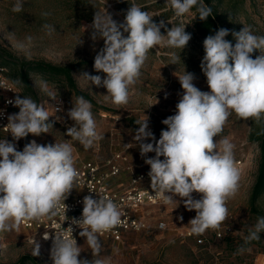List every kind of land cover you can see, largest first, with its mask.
<instances>
[{
    "label": "clouds",
    "instance_id": "9594fccd",
    "mask_svg": "<svg viewBox=\"0 0 264 264\" xmlns=\"http://www.w3.org/2000/svg\"><path fill=\"white\" fill-rule=\"evenodd\" d=\"M166 3L176 16L185 15L194 7L201 20L212 15V9L203 0H166ZM12 11H23L22 0H17ZM91 27L92 39L99 37L104 41V47L95 56L94 68L105 73L106 78L88 73L81 76L91 85L106 88L105 101L118 107L129 103L130 90L139 79L150 50L160 45L183 50L191 39L185 26H172L163 35L164 21L155 23L153 16L136 4L130 6L124 22L119 24L106 9L103 13L96 11ZM44 28L49 36L55 32L52 25L45 24ZM228 35V29L220 28L203 42L205 55L200 67L210 91L198 89L192 73L185 71L178 77L184 94L176 105L175 115L162 121L167 130H162L158 141L148 130V117L136 121L139 128L134 139L141 156L155 153L154 158L145 159L150 165L148 176L153 193L165 204L177 202L174 197L178 196L187 210H195L196 216L189 223L190 232L197 235L220 227L228 216L227 201L237 194L240 186L241 172L236 166L234 145L228 138L217 142L216 137L232 113L245 120L264 118V36L254 35L250 27H243L233 33L236 40L233 45L225 39ZM27 42L31 44V36L27 37ZM17 48L23 50L26 45L18 43ZM257 49L262 54L252 58L251 54ZM170 59L171 64H175L181 57L172 53ZM41 90L51 100L59 101L46 82H41ZM9 103L19 108L17 114L8 116L5 126L14 140L29 134L39 136L53 128L49 111L32 98L17 96ZM92 107L90 101L78 96L67 113L75 123L67 129L66 135L85 148H91L104 138ZM55 109L62 111V108ZM146 139H151L155 145L145 143ZM73 152L69 142L41 145L32 140L18 151L14 143L0 140V233L19 231L22 223L51 219L61 211L66 215L65 200L79 178ZM194 192L201 198L194 199ZM122 215L113 200L88 195L83 198L81 218L73 219L72 223L82 229L79 235L86 238L93 253L98 255L99 235L119 226ZM67 230L73 232L71 227ZM262 232L264 217L258 218L246 241L259 240ZM43 238L48 240L49 234L45 233ZM33 243V255L38 256L40 245ZM80 253L73 236L55 233L51 248L54 264H105L101 259H79Z\"/></svg>",
    "mask_w": 264,
    "mask_h": 264
},
{
    "label": "rangeland",
    "instance_id": "374dc122",
    "mask_svg": "<svg viewBox=\"0 0 264 264\" xmlns=\"http://www.w3.org/2000/svg\"><path fill=\"white\" fill-rule=\"evenodd\" d=\"M97 11L103 13L104 9L119 24L123 23L127 10L136 4L153 16V21L159 24L164 21L165 28L161 33L166 35V30L172 26H185V31L190 34L189 19L192 12L176 16L174 10L166 0H94ZM17 0H0V48L9 51L13 56L24 60H44L57 65L81 60H90L93 63L84 64L72 71L77 89L88 93L94 100L92 112L97 121L98 130L103 139L96 142L91 148H85L79 141L66 135L67 129L74 125L67 113L75 105L78 97L70 88L63 77L48 78L36 72L29 75L34 93L24 92L21 89V98L30 97L37 104L43 105L49 111V122L53 128L48 133L39 136L29 134L24 138L25 145L35 140L38 144L48 145L55 142H69L72 144L75 163L80 160L102 159L114 148H125L134 170H141L150 165L145 159L154 158L155 153L150 152L142 157L140 148L134 137L139 125L136 121H143L148 117L151 132L159 140L162 130H167V125L162 121L175 115L176 105L182 98L184 90L178 77L188 73L194 74V85L201 91H210L206 76L200 67L205 55L204 44L200 40L191 39L183 49L170 48L164 45L157 46L148 53V59L141 70V75L130 90V101L125 106H116L110 101H105L107 89L91 85L81 75H100L102 79L106 74L97 72L94 68V59L104 47L101 38L92 39V23L95 13L88 19L82 18L84 4L82 0H22L23 11L13 12L12 8ZM48 13V15H44ZM233 33L239 32L243 27H250L254 35L264 36V0H244L241 11L232 17ZM45 24L54 26L55 32L49 36L44 28ZM127 33H125V36ZM32 37L28 44L27 37ZM82 41V43H80ZM18 43H24L26 48L20 50ZM80 43V44H78ZM175 53L181 59L171 64V54ZM260 50H254L252 58L260 56ZM7 68V74L10 72ZM16 82L15 80H13ZM46 82L49 89L63 99L62 111L52 110L51 98L41 90V82ZM119 119V120H118ZM264 118L260 121L249 118H239L232 113L223 131L216 137L219 142L228 138L234 145V158L241 161L238 167L241 172L240 186L237 194L227 201L228 216L219 228L230 226L233 236L246 240L250 230L264 217V196L252 211L249 204V194L255 179L258 164V144L250 139L252 132L259 129ZM145 143L155 142L146 139ZM163 159V157H161ZM125 176L129 174H122ZM194 199H200V194L193 193ZM177 202L147 207L144 215L150 224L155 221H164L166 228L162 230L150 229L143 232H127L120 241H113L99 236L101 248L99 254H94L87 244L86 238L79 235L78 246L81 253L79 259L94 261L101 259L105 264H263L264 263V232L260 233V243H250L243 252L238 254L223 253V242L214 239L215 229H208L203 234L210 240L212 255L205 252L202 247L194 245L191 238H185L180 233L185 228H191L190 220L195 218L196 211H189L184 206L183 199L174 197ZM180 217H183L181 220ZM40 245L39 255H33L34 243ZM237 244V242H236ZM240 245V244H239ZM238 245V246H239ZM22 254L36 258L39 264H54L51 258V247L47 242L19 228V231L0 233V263L16 261Z\"/></svg>",
    "mask_w": 264,
    "mask_h": 264
},
{
    "label": "built area",
    "instance_id": "2783aa9c",
    "mask_svg": "<svg viewBox=\"0 0 264 264\" xmlns=\"http://www.w3.org/2000/svg\"><path fill=\"white\" fill-rule=\"evenodd\" d=\"M19 96L21 98L20 87L8 77L7 68L0 64V140H8L16 145L18 151H22L25 147L24 138L16 141L11 134L5 129L8 123V116L17 114L19 108L14 103H9ZM59 101L52 100V110L57 112L55 108H63V99L57 96ZM148 130H152L148 127ZM29 141L28 143H30ZM129 145L122 149H112L110 153L102 159L80 160L75 163V167L79 172V178L65 200L67 206L66 215L61 211L57 216L51 219L40 221L25 222L20 227L32 234L38 236L49 244L52 248V238L56 234H66L70 238L76 240L78 244L79 227L72 223L73 219H80L83 210V198L91 195L94 199L99 196L107 197L113 200L121 209L122 222L119 226L111 231L99 235L113 241H120L127 232H143L150 229L162 230L166 228V223L162 220L155 221L150 224L144 210L147 207L165 204L161 199L157 198L153 193L150 185L151 180L148 176L150 166L141 170H134V165L130 162L126 149ZM236 166L239 167L241 161L235 160ZM123 170L128 171V182L123 187H113L111 180L118 176ZM71 227L73 232H68ZM230 226L217 228L213 232L216 240L222 239L225 235L233 234ZM49 234V239L45 240L44 234ZM180 235L185 238H191L194 244L210 249V240L204 234H192L190 228H185Z\"/></svg>",
    "mask_w": 264,
    "mask_h": 264
},
{
    "label": "trees",
    "instance_id": "16d2710c",
    "mask_svg": "<svg viewBox=\"0 0 264 264\" xmlns=\"http://www.w3.org/2000/svg\"><path fill=\"white\" fill-rule=\"evenodd\" d=\"M75 1L79 2L80 0ZM203 2L212 9V15L206 20H201L198 17L196 8L194 7L191 10L192 18L189 19L191 24L189 27L190 34L203 43L208 36L215 35L220 28H225L229 30V35L225 37V39L231 41L234 45L236 40L233 35L234 28L232 17L241 11V5L244 0H203ZM82 3L84 4V10L82 13L83 19H88L96 13L98 8L96 1L82 0ZM89 63L93 62L90 60H81L68 63L67 65H57L44 60H24L13 56L6 49L0 48V64L9 68L10 72L7 74L8 77L15 80V83L22 88L24 92H30L31 94L34 93L29 75L31 72H36L52 79L56 77H63L66 84L73 89L77 96H83L86 100L90 101L91 104H94V100L88 93L77 89L72 75V71L74 69ZM250 139L257 142L259 150L255 179L249 194V204L251 206V210L255 211L257 201L264 196V120L259 126V129L252 132ZM219 241L223 242L224 247L221 251H216L214 253L216 254V257L217 255L222 254V251L226 254H238V252H240L239 249L245 248L250 243H256L258 245L260 243V240H254L251 242H247L246 240L242 241L232 234L225 235ZM202 248L205 252L212 255L213 251L211 248ZM214 254L212 256H215ZM0 264H39V262L31 255L22 254L14 262Z\"/></svg>",
    "mask_w": 264,
    "mask_h": 264
},
{
    "label": "crops",
    "instance_id": "0c3cea01",
    "mask_svg": "<svg viewBox=\"0 0 264 264\" xmlns=\"http://www.w3.org/2000/svg\"><path fill=\"white\" fill-rule=\"evenodd\" d=\"M130 159V157H129ZM130 162L132 163V161L130 160ZM135 167V164L132 163ZM122 174H130L128 171L126 170H123L118 176L114 177L112 180H111V184L113 187H123L127 184L128 182V178H129V175L125 176L122 175Z\"/></svg>",
    "mask_w": 264,
    "mask_h": 264
}]
</instances>
